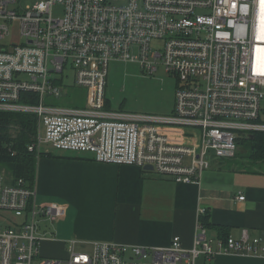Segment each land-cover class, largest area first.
Segmentation results:
<instances>
[{"label": "built area", "instance_id": "obj_1", "mask_svg": "<svg viewBox=\"0 0 264 264\" xmlns=\"http://www.w3.org/2000/svg\"><path fill=\"white\" fill-rule=\"evenodd\" d=\"M22 5L0 0V112L38 117L39 134L29 151L39 155L50 146L89 153L99 163L151 166L178 184L199 185L214 162L237 156L246 135L264 133V0ZM113 61L139 64L151 74L164 68L174 76L173 112L112 111L106 87ZM73 88L85 91L84 106L78 98L67 104ZM59 213L57 204L38 205L35 185L0 173V264H198L221 255L264 257V238L246 230L240 239L209 238L200 219L189 249L178 236L163 249L100 241L80 249L71 239L65 257H45L48 235L41 222Z\"/></svg>", "mask_w": 264, "mask_h": 264}, {"label": "crops", "instance_id": "obj_2", "mask_svg": "<svg viewBox=\"0 0 264 264\" xmlns=\"http://www.w3.org/2000/svg\"><path fill=\"white\" fill-rule=\"evenodd\" d=\"M42 152L34 184L37 203L59 205L53 222L62 227L59 236L44 242L45 257V250L49 258L65 257L71 239L81 243L80 249L97 241L163 249L178 236L189 249L204 215L235 239L245 230L252 238H264V174L230 171L216 161L199 185L178 184L136 166L96 162L89 153L46 146ZM200 210L205 214L200 216ZM207 235L220 238L213 228ZM198 264H264V257L221 255Z\"/></svg>", "mask_w": 264, "mask_h": 264}, {"label": "rangeland", "instance_id": "obj_3", "mask_svg": "<svg viewBox=\"0 0 264 264\" xmlns=\"http://www.w3.org/2000/svg\"><path fill=\"white\" fill-rule=\"evenodd\" d=\"M36 1L37 0H23L22 8L24 9L27 5L34 4ZM54 15L60 16L61 11L56 9ZM14 32H16V30H14ZM15 40H18V38L15 37ZM133 52H136L135 48ZM65 74L67 75L66 77H68H65L66 83L71 84L73 80L72 69H67ZM176 89V78L168 74L164 68L151 74L143 71L140 65L136 63L124 61H113L110 63L106 98L112 111L161 116L170 115L175 106ZM80 90L81 89H78V91L74 90V92L69 91L67 98L70 100L78 98L81 103L85 99L86 94L85 91ZM48 102L50 104H57L56 101L51 99H48ZM62 102L65 103L64 100H62ZM40 129L41 136H44V127ZM46 147L51 148L50 146ZM243 151V146L241 145L238 152V154L240 153L239 156L241 153H244ZM1 172L10 180L9 174L6 173V171ZM55 220H43L41 222V233H46L49 237L53 236V234L59 236L62 227L57 224V222H53ZM13 221L16 222V220ZM0 222H2V220H0ZM45 253L47 257L51 256L47 250H45L44 254Z\"/></svg>", "mask_w": 264, "mask_h": 264}, {"label": "trees", "instance_id": "obj_4", "mask_svg": "<svg viewBox=\"0 0 264 264\" xmlns=\"http://www.w3.org/2000/svg\"><path fill=\"white\" fill-rule=\"evenodd\" d=\"M74 90L78 91L77 88L71 91L74 92ZM34 99L35 102L32 103L38 102V96ZM51 100L56 101L57 104L63 103L59 100ZM71 101L66 98L67 104H73ZM84 103L85 99L79 106H84ZM38 129L39 122L36 115L0 112V173L6 171L11 181L23 178L30 186L35 184L37 161L44 153L37 155L36 152L29 151L28 147L36 139ZM241 145L244 153L240 156L239 153L235 159L221 160L225 169L264 174V133L256 134L252 140L245 137ZM200 219L205 228L216 229L220 238L229 237L224 227L210 222L209 216L204 215Z\"/></svg>", "mask_w": 264, "mask_h": 264}, {"label": "water", "instance_id": "obj_5", "mask_svg": "<svg viewBox=\"0 0 264 264\" xmlns=\"http://www.w3.org/2000/svg\"><path fill=\"white\" fill-rule=\"evenodd\" d=\"M245 137H246L247 139L252 140V139H254L255 135H246ZM144 171L154 172V169H153V167H151V166H147L146 168H144Z\"/></svg>", "mask_w": 264, "mask_h": 264}, {"label": "bare ground", "instance_id": "obj_6", "mask_svg": "<svg viewBox=\"0 0 264 264\" xmlns=\"http://www.w3.org/2000/svg\"><path fill=\"white\" fill-rule=\"evenodd\" d=\"M259 21H260V18H259ZM259 23H260V22H259ZM260 30H261V32H262V35H264L261 26H260ZM37 118H38V117H37ZM38 122H39V119H38ZM38 134H39V129H38ZM37 136H38V135H37ZM41 153H42V152H41Z\"/></svg>", "mask_w": 264, "mask_h": 264}]
</instances>
